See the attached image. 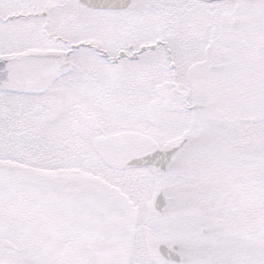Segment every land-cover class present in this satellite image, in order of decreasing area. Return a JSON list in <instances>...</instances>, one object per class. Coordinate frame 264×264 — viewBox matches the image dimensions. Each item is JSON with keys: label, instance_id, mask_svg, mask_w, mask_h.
Segmentation results:
<instances>
[{"label": "snow or ice", "instance_id": "snow-or-ice-1", "mask_svg": "<svg viewBox=\"0 0 264 264\" xmlns=\"http://www.w3.org/2000/svg\"><path fill=\"white\" fill-rule=\"evenodd\" d=\"M0 264H264V0H0Z\"/></svg>", "mask_w": 264, "mask_h": 264}]
</instances>
